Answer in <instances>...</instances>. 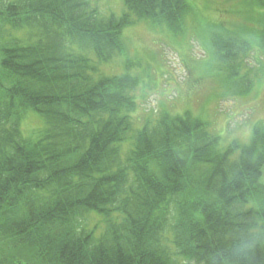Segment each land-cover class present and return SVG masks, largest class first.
I'll return each instance as SVG.
<instances>
[{"label": "trees", "instance_id": "obj_1", "mask_svg": "<svg viewBox=\"0 0 264 264\" xmlns=\"http://www.w3.org/2000/svg\"><path fill=\"white\" fill-rule=\"evenodd\" d=\"M123 2L104 16L92 0H0V245L29 255L0 250V264H264V127L225 149L190 112L139 128V79L101 67L125 50V28L177 30L189 2ZM226 38L234 81L248 46ZM259 38L264 50V25ZM32 112L43 127L25 138ZM92 212L98 237L83 225Z\"/></svg>", "mask_w": 264, "mask_h": 264}, {"label": "rangeland", "instance_id": "obj_2", "mask_svg": "<svg viewBox=\"0 0 264 264\" xmlns=\"http://www.w3.org/2000/svg\"><path fill=\"white\" fill-rule=\"evenodd\" d=\"M192 1L195 11L178 34L166 26H154L147 21L125 28L122 34L125 50L112 62L104 64L102 70L108 76L123 77L130 72L137 80L140 77L135 93L138 107L133 115L139 128L148 120L160 117L162 111L181 116L190 112L204 119L212 116L220 120L222 133H218L214 122L211 124L223 145L224 138L228 141L226 144L236 140L247 145L255 126L264 123V64L258 74L249 78L257 81L254 94L243 95L240 92H244L248 84H244L247 76H236L231 81L225 74L218 75L223 64L222 54L220 47L212 45L211 39L216 35L233 34L261 48L260 38L254 33L261 25L253 18L263 13L264 8L249 4V0H243L241 5L226 0ZM92 5L102 15L115 13L120 16L125 9L123 0H94ZM13 35L23 40L33 37L23 31L13 32ZM246 65L255 67V59L250 56ZM233 95L237 99L234 100ZM240 98L247 100L242 102ZM42 127L41 118L32 112L22 124L23 136L35 138L39 132L36 131ZM85 224L89 229L100 224L96 236L103 233L101 217L92 214ZM0 250H9V256L18 252L17 260L29 259L25 250H10L1 245Z\"/></svg>", "mask_w": 264, "mask_h": 264}, {"label": "bare ground", "instance_id": "obj_3", "mask_svg": "<svg viewBox=\"0 0 264 264\" xmlns=\"http://www.w3.org/2000/svg\"><path fill=\"white\" fill-rule=\"evenodd\" d=\"M227 210H228V208H222V207H220L218 210H216L214 212V214L219 215V216H221V217H223V218L226 219L227 216H228Z\"/></svg>", "mask_w": 264, "mask_h": 264}]
</instances>
